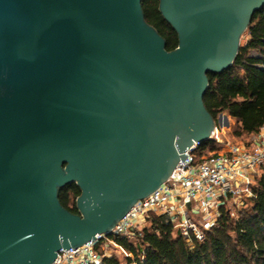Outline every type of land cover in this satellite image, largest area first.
Instances as JSON below:
<instances>
[{
	"label": "water",
	"instance_id": "obj_1",
	"mask_svg": "<svg viewBox=\"0 0 264 264\" xmlns=\"http://www.w3.org/2000/svg\"><path fill=\"white\" fill-rule=\"evenodd\" d=\"M142 1L0 0V264L110 235L211 139L208 74L234 64L264 0H159L173 51ZM73 183L78 214L59 199Z\"/></svg>",
	"mask_w": 264,
	"mask_h": 264
},
{
	"label": "trees",
	"instance_id": "obj_2",
	"mask_svg": "<svg viewBox=\"0 0 264 264\" xmlns=\"http://www.w3.org/2000/svg\"><path fill=\"white\" fill-rule=\"evenodd\" d=\"M147 22L166 40L168 51L178 46V36L159 11V0H143ZM234 64L220 74H208L209 87L204 97L208 111L216 123L227 113L237 123L234 135L256 136L264 128V7L256 12L243 35ZM217 146L209 140L201 143L202 154ZM255 197L231 215L232 207L221 208V217L206 231L205 240L175 235L165 217L152 216L149 225L135 241L116 239L131 256L115 255L105 264H264V164L252 186ZM81 190L70 184L60 190L63 207L78 214L76 200Z\"/></svg>",
	"mask_w": 264,
	"mask_h": 264
},
{
	"label": "built area",
	"instance_id": "obj_3",
	"mask_svg": "<svg viewBox=\"0 0 264 264\" xmlns=\"http://www.w3.org/2000/svg\"><path fill=\"white\" fill-rule=\"evenodd\" d=\"M216 148L199 151L200 143L187 150L170 178L150 196L138 202L110 235H98L80 247L61 249L52 264H105L115 255L131 256L117 243L118 237L135 241L152 216L165 217L175 235L203 242L206 231L216 225L221 208L235 210L255 197L252 186L264 164V128L248 145L224 141L216 127L211 136Z\"/></svg>",
	"mask_w": 264,
	"mask_h": 264
},
{
	"label": "rangeland",
	"instance_id": "obj_4",
	"mask_svg": "<svg viewBox=\"0 0 264 264\" xmlns=\"http://www.w3.org/2000/svg\"><path fill=\"white\" fill-rule=\"evenodd\" d=\"M246 39L245 36L242 37L241 45H245ZM224 116H228L227 119L225 117L222 118V121L219 122L218 117V122H217V128L220 131V134L222 135V138L224 141H229L234 144H239V145H248L251 143L252 136H243L241 138H238L234 135L235 130L237 129V123L234 119H232L227 113H224ZM210 149H207L205 153H208ZM232 207V206H229ZM236 212L238 211L235 210Z\"/></svg>",
	"mask_w": 264,
	"mask_h": 264
}]
</instances>
